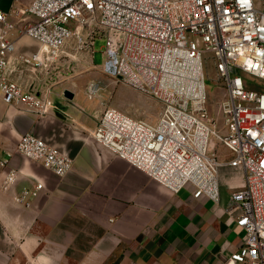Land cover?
Returning a JSON list of instances; mask_svg holds the SVG:
<instances>
[{
	"label": "built area",
	"instance_id": "obj_1",
	"mask_svg": "<svg viewBox=\"0 0 264 264\" xmlns=\"http://www.w3.org/2000/svg\"><path fill=\"white\" fill-rule=\"evenodd\" d=\"M25 12L32 19L20 34L38 42L33 53L17 52L8 38L15 25L0 7L3 100L40 115L59 110L52 89L37 83V71L73 54L98 65L94 46L104 38L103 69L156 98L162 110L149 121L106 108L93 138L169 189L215 202L221 167L240 168L243 185L227 210L245 236L225 264H264V0H31ZM209 61L224 90L216 117L208 108ZM31 68L33 82L23 77ZM17 151L58 176L74 163L31 131L21 135ZM8 164L0 159V167ZM3 175L4 189L19 177L15 168ZM43 188L37 182L14 200L31 207Z\"/></svg>",
	"mask_w": 264,
	"mask_h": 264
},
{
	"label": "crops",
	"instance_id": "obj_2",
	"mask_svg": "<svg viewBox=\"0 0 264 264\" xmlns=\"http://www.w3.org/2000/svg\"><path fill=\"white\" fill-rule=\"evenodd\" d=\"M31 0H0L15 27L8 33L17 52L33 53L39 44L20 28L32 16ZM3 28L0 22V32ZM38 78L37 83L45 82ZM55 88L60 107L45 115L7 104L0 93V264H225L244 240L245 231L227 210L241 187L240 168L220 169V199L175 192L97 142L92 133L101 114L91 112L86 95ZM34 132L74 158L58 176L17 151L25 132ZM19 177L2 187L4 171ZM44 184L31 207L14 195Z\"/></svg>",
	"mask_w": 264,
	"mask_h": 264
},
{
	"label": "rangeland",
	"instance_id": "obj_3",
	"mask_svg": "<svg viewBox=\"0 0 264 264\" xmlns=\"http://www.w3.org/2000/svg\"><path fill=\"white\" fill-rule=\"evenodd\" d=\"M104 44L105 39L97 37L94 46V61L98 65H94L90 58L77 60L73 54L55 62L49 70H38L36 75L44 79L46 86L52 90L65 87L78 94L86 95L91 112L98 110L101 114L104 109L111 107L135 118L155 121L162 110L161 103L151 95L132 87L103 69L101 65L104 62L102 55ZM206 72V82L209 87L208 108L210 113L216 117L218 101L223 96L224 90L216 82V70L212 61L208 62ZM243 75L246 77L245 73ZM23 77L33 82V68L26 70ZM250 77L249 80L253 81V77ZM252 86L261 87L258 83ZM93 87L95 91L90 94V89Z\"/></svg>",
	"mask_w": 264,
	"mask_h": 264
},
{
	"label": "water",
	"instance_id": "obj_4",
	"mask_svg": "<svg viewBox=\"0 0 264 264\" xmlns=\"http://www.w3.org/2000/svg\"><path fill=\"white\" fill-rule=\"evenodd\" d=\"M64 94L66 97H68L70 99L73 98V96H74V93L72 91H70L69 89H66Z\"/></svg>",
	"mask_w": 264,
	"mask_h": 264
}]
</instances>
